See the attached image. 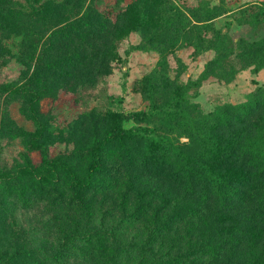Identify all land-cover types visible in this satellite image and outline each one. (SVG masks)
Segmentation results:
<instances>
[{
	"label": "rangeland",
	"instance_id": "rangeland-1",
	"mask_svg": "<svg viewBox=\"0 0 264 264\" xmlns=\"http://www.w3.org/2000/svg\"><path fill=\"white\" fill-rule=\"evenodd\" d=\"M260 1L159 0L148 8L151 0H0V264H50L53 249L74 255L60 264H104L99 248L80 238L99 229L135 242L139 252L206 259L197 245L209 217L176 219L179 188L127 169L116 143L102 152L122 165L114 186L76 193L59 163L80 178L112 113L145 110L148 94L161 100L195 80L185 92L206 112L264 84V64L251 72L241 59L246 49L264 50V19L251 16ZM217 5L224 11L208 21L225 36L221 59L209 62L208 33L173 21L183 12L194 23ZM229 68L236 71L227 77ZM152 125L121 121L123 128ZM40 150L56 162L45 165Z\"/></svg>",
	"mask_w": 264,
	"mask_h": 264
},
{
	"label": "trees",
	"instance_id": "trees-1",
	"mask_svg": "<svg viewBox=\"0 0 264 264\" xmlns=\"http://www.w3.org/2000/svg\"><path fill=\"white\" fill-rule=\"evenodd\" d=\"M158 2L151 0L148 8L152 4L158 7ZM260 5L262 7L251 16L264 19V3ZM200 11L203 18L194 19V23H190L183 12L173 22L187 23L192 30L203 28L210 36L209 47L214 50L209 62L220 60V38L225 33L208 20L224 9L217 5ZM100 14L99 17H105L103 12ZM176 28L181 30L183 25ZM159 29L158 24L152 32ZM143 35L148 36L146 31ZM241 59L252 63L251 72H256L264 64V50L246 49ZM209 62L204 64V70L209 68ZM61 71L70 73L62 68ZM235 71L229 68L225 73L230 77ZM189 81L180 91L161 100L154 101L148 94L150 100L145 110L113 112L110 128L93 148L92 158L80 178L72 167L59 164L69 187L76 193L114 186L122 165L107 162L102 152L116 143L120 148L119 160L127 169L159 175L179 188L176 219L209 217V221L203 220V236L197 245L198 252L206 253L207 257L191 261L176 253L139 252L138 244L124 243L113 234L109 236L107 230L84 232L80 235L83 244L98 247L96 254L102 255L104 264H264V84H257L241 101L201 112L185 92V88L195 82ZM127 119L153 125L121 127V121ZM160 122L164 126L161 132L158 130ZM181 136L185 139L180 140ZM139 138L143 139V152L138 148ZM40 153L45 165L57 160L41 150ZM244 205L246 209L242 212ZM107 242H111L109 250L103 248ZM72 256L73 253L61 249L47 253L50 264H60Z\"/></svg>",
	"mask_w": 264,
	"mask_h": 264
}]
</instances>
